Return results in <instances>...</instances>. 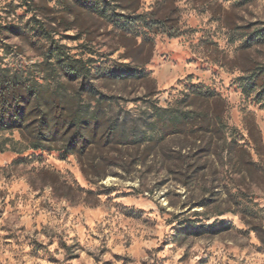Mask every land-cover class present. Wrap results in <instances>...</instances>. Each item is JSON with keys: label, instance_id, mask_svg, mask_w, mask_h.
I'll return each mask as SVG.
<instances>
[{"label": "rangeland", "instance_id": "rangeland-1", "mask_svg": "<svg viewBox=\"0 0 264 264\" xmlns=\"http://www.w3.org/2000/svg\"><path fill=\"white\" fill-rule=\"evenodd\" d=\"M263 33L264 0H0V72L113 131H0V264H264Z\"/></svg>", "mask_w": 264, "mask_h": 264}, {"label": "trees", "instance_id": "trees-1", "mask_svg": "<svg viewBox=\"0 0 264 264\" xmlns=\"http://www.w3.org/2000/svg\"><path fill=\"white\" fill-rule=\"evenodd\" d=\"M104 8L103 5L98 12H106ZM147 27L151 25L147 23ZM260 37L264 41V33ZM61 67L66 68V75L74 81L82 80L87 73L80 61L62 63ZM244 90H258L264 96V70L249 75ZM70 102L57 92L37 86L27 76L0 72V131H17L29 149L45 151L50 149V144L58 142L67 155L76 148L83 149L94 139H110L113 131L102 124L97 110L87 115L75 111ZM185 120V114L175 116L173 129L177 130Z\"/></svg>", "mask_w": 264, "mask_h": 264}]
</instances>
